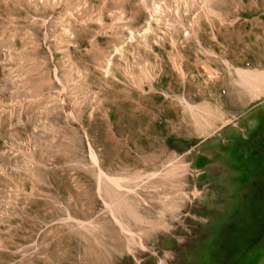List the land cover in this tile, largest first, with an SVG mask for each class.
<instances>
[{
    "label": "rangeland",
    "instance_id": "rangeland-1",
    "mask_svg": "<svg viewBox=\"0 0 264 264\" xmlns=\"http://www.w3.org/2000/svg\"><path fill=\"white\" fill-rule=\"evenodd\" d=\"M261 129L264 0H0V264H264Z\"/></svg>",
    "mask_w": 264,
    "mask_h": 264
},
{
    "label": "flooded vegetation",
    "instance_id": "flooded-vegetation-1",
    "mask_svg": "<svg viewBox=\"0 0 264 264\" xmlns=\"http://www.w3.org/2000/svg\"><path fill=\"white\" fill-rule=\"evenodd\" d=\"M251 143V149L247 153L240 154L241 152L238 151L239 158L245 164L237 178L240 202H246L244 195L247 191L264 189V129L252 138ZM234 161L239 164L238 158Z\"/></svg>",
    "mask_w": 264,
    "mask_h": 264
},
{
    "label": "bare ground",
    "instance_id": "bare-ground-1",
    "mask_svg": "<svg viewBox=\"0 0 264 264\" xmlns=\"http://www.w3.org/2000/svg\"><path fill=\"white\" fill-rule=\"evenodd\" d=\"M243 79H245V81L248 82V81H250V76L245 75V76L243 77Z\"/></svg>",
    "mask_w": 264,
    "mask_h": 264
}]
</instances>
